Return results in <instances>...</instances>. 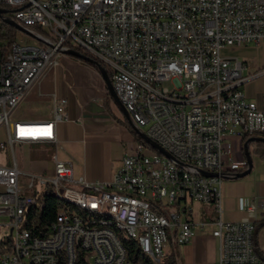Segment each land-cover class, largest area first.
Returning <instances> with one entry per match:
<instances>
[{
	"label": "built area",
	"instance_id": "2783aa9c",
	"mask_svg": "<svg viewBox=\"0 0 264 264\" xmlns=\"http://www.w3.org/2000/svg\"><path fill=\"white\" fill-rule=\"evenodd\" d=\"M0 9L34 40H15L0 59V149L10 161L0 163V264H138L101 223L61 207L45 229L31 228L34 248H26L20 217L43 191L117 213L159 262L170 241L186 244L203 225L190 218L192 202L211 203L217 264H264L253 250L254 224L222 219L220 190L221 174L247 168L245 158L232 160L224 137L264 131V103L240 90L260 72L223 55L228 46L264 43V0H0ZM69 50L106 70L133 123L177 162L136 141L107 182L74 177L55 149L51 166L21 169L15 147H59L57 123L68 114L64 100L54 102L47 120L13 114ZM255 209L264 211V198L250 203ZM52 251L60 262H52Z\"/></svg>",
	"mask_w": 264,
	"mask_h": 264
},
{
	"label": "crops",
	"instance_id": "0c3cea01",
	"mask_svg": "<svg viewBox=\"0 0 264 264\" xmlns=\"http://www.w3.org/2000/svg\"><path fill=\"white\" fill-rule=\"evenodd\" d=\"M223 55L238 58L253 72H260L240 90L249 100L262 105L264 43L237 46L236 50L225 49ZM56 100L66 102L68 114V120L57 123L59 147L55 148L51 143L33 142L27 146L18 145L16 151L25 150L29 154L31 147L42 146L41 150L50 153L48 159H35L30 163L33 172L52 165L51 154L55 149L59 159L72 164L74 177L83 176L92 182L109 181L119 169L121 158L134 151L136 137L131 131V124L110 96L100 71L84 60L68 55L59 56L56 65L51 66L31 87L13 116L21 120L50 119ZM250 138L246 133L228 135L224 137L223 147H230L232 160L247 159L245 145ZM251 142L247 146L252 161L251 170L242 177H235L240 172L230 171L222 177L221 217L225 221H250L257 225L264 222V211H250L248 206L255 199L264 198V160L253 153ZM215 213L211 203L192 202L190 218L194 223L203 225L194 230L193 238L186 244L177 246L170 241L166 245V253H174L178 264H217L219 245L212 236L214 226L211 224ZM257 243L264 255V227L258 232Z\"/></svg>",
	"mask_w": 264,
	"mask_h": 264
},
{
	"label": "trees",
	"instance_id": "16d2710c",
	"mask_svg": "<svg viewBox=\"0 0 264 264\" xmlns=\"http://www.w3.org/2000/svg\"><path fill=\"white\" fill-rule=\"evenodd\" d=\"M18 31L11 25L0 21V59H3L9 52L11 45L16 39ZM136 137V141L149 145L140 135H138L133 129L131 130ZM248 137H261L264 138V131H257L253 134L246 133ZM253 145V153L264 160V141L254 140L251 142ZM61 207L64 210L71 211V208L64 202L58 200L53 192H46L43 196L37 198V202L30 206L24 213L23 221L21 223V229L27 231L30 235L31 228L35 231L43 230L49 225L55 218L57 209ZM264 227V222L254 224L252 232L251 242L254 253L261 260H264V255L260 252L257 243V235L259 230ZM125 249L127 251V257L133 263L138 264H178L177 258L174 253L166 254L163 260L160 262H154L144 254L138 248L137 242L133 240H127L125 242ZM147 257V258H146Z\"/></svg>",
	"mask_w": 264,
	"mask_h": 264
},
{
	"label": "bare ground",
	"instance_id": "6f19581e",
	"mask_svg": "<svg viewBox=\"0 0 264 264\" xmlns=\"http://www.w3.org/2000/svg\"><path fill=\"white\" fill-rule=\"evenodd\" d=\"M44 192H53L54 196L58 200L64 202L71 208V212L75 216H85L89 218L90 222L101 223V226L110 233L114 241L120 247H125V242L127 240H133L137 242L138 248L141 250L142 254H144L154 262H159V258L154 253V251L152 249H148L146 245H142L139 237L134 232V229L131 226H128L127 224H123L120 221V217L117 213H114L106 209H99L94 205L86 204L78 200L77 198L67 195L64 192H58V191H44ZM30 206L32 205L25 206V209L20 217V226L23 221L24 213ZM22 236H24V242H26V248H34V238L32 237V235H30L27 231L22 230ZM53 243H60V236H53ZM52 262H60L59 251H52Z\"/></svg>",
	"mask_w": 264,
	"mask_h": 264
},
{
	"label": "water",
	"instance_id": "95a60500",
	"mask_svg": "<svg viewBox=\"0 0 264 264\" xmlns=\"http://www.w3.org/2000/svg\"><path fill=\"white\" fill-rule=\"evenodd\" d=\"M5 13V11L3 9H0V21L4 22V23H7L9 25H11L12 27H14L18 32L20 33H23L29 37H32V33L30 31H28L27 29H25L24 27L18 25L16 22H14L13 20H11L10 18H7L5 16H3V14ZM65 55H68V56H72V57H75L77 59H81V60H84L92 65H94L99 71H100V74L102 75V77L104 78L106 84H107V87H108V91L110 93V96L113 98L114 102L117 104V106L119 107L120 111L122 112V114L127 118V120L129 121V123L131 124L133 130L138 134L140 135L153 149H155L157 152H159L160 154L166 156L167 158H169L170 160L172 161H175L177 162V159L171 154L169 153L167 150H165L162 146H160L159 144H157L155 141H153L151 138H149L148 136H146L134 123L133 121L131 120L130 118V115L129 113L125 110V108L122 106V104L119 102L114 90H113V87L111 85V81H110V78L106 72V70L101 66L99 65L98 63L96 62H93L92 60H90L89 58L85 57L84 55H82L81 53L77 52V51H72V50H69V51H66L65 52ZM254 140H263L264 141V138H261V137H251L246 145H245V155H246V160H247V169H245L244 171L240 172V173H236L235 174V177H242L244 175H246L250 170H251V167H252V161H251V158H250V154H249V151H248V144L249 142L251 141H254ZM203 175H206V176H211L213 175V173L211 172H207V171H200ZM222 177L225 176V174H221Z\"/></svg>",
	"mask_w": 264,
	"mask_h": 264
},
{
	"label": "rangeland",
	"instance_id": "374dc122",
	"mask_svg": "<svg viewBox=\"0 0 264 264\" xmlns=\"http://www.w3.org/2000/svg\"><path fill=\"white\" fill-rule=\"evenodd\" d=\"M15 40H17L20 43L26 44V45H33L34 44V40L31 37H29L23 33H20V32L17 33ZM236 48H237V46H235V45L226 47V49H230V50L231 49L236 50ZM249 61H250V59H249ZM44 147L46 148V146H44ZM41 149H42V146L41 147L40 146H37V147L33 146V147H31V151L29 152V154H27V152L25 150H23V151L21 150L19 152L16 151L20 155V159H19L20 167L24 172L33 173L32 168H30V163L33 160L43 159V158L48 159V157L50 156V153H47V151H44ZM4 156H5L4 151H2L0 149V163H10L9 159H4ZM40 188H41V190H45V186H41Z\"/></svg>",
	"mask_w": 264,
	"mask_h": 264
}]
</instances>
